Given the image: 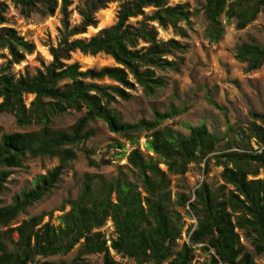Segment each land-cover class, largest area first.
Instances as JSON below:
<instances>
[{"label": "trees", "instance_id": "trees-1", "mask_svg": "<svg viewBox=\"0 0 264 264\" xmlns=\"http://www.w3.org/2000/svg\"><path fill=\"white\" fill-rule=\"evenodd\" d=\"M9 1L24 18L33 13L52 16L58 7V0ZM169 1L87 0L77 9L80 23L70 27V0H59L62 33L57 45L49 48L51 62L33 76L15 78L9 74V66L22 62L34 45L14 29L1 26L7 5L0 0V50L5 49L9 55L8 64L0 66V113L12 115L17 127H37L30 132L0 135V195L12 170L19 168L26 157L57 160L54 168L34 179L32 189L15 195L8 205H0V226L6 228L0 232V264H89L84 257L92 254H101L103 264H116L109 250L135 264H195L193 253L197 248L210 255L208 264H254V256L264 254V179H254L264 169V113L250 112L251 121L244 130L229 127L227 134L235 137L227 135L221 144V139L209 133L204 124L187 126L185 136L159 128L185 109L153 111L151 120L130 124L120 122L109 108L116 99L128 101L135 85L144 96H153L166 84L156 71H179L183 61L179 54L186 51V46L174 38L159 40L156 26L187 38L180 24H188L195 12L189 11L186 3L171 6ZM112 2L119 3L115 24L88 39L76 38L87 28H94L95 13ZM146 9L151 13L146 14ZM202 13L207 24L205 37L216 43L223 33L221 16L233 21L240 31L264 13V0H207ZM139 17V21L129 23ZM74 52L104 54L115 66L82 71L77 64L68 63ZM234 58L244 65L246 74L253 73L264 63V46L242 43L236 47ZM104 79L115 85L98 84ZM29 95L33 99L25 106L24 97ZM209 103L215 106L211 99ZM70 110L83 111V115L67 130H54L53 118ZM94 120L104 123L132 147L127 163L139 183L128 181L123 173L111 180L85 173L78 197L66 202L69 209L60 216L57 226L43 223L44 215L39 214L9 228L20 213L54 188L77 153L85 156L89 167L99 166L91 157L93 152L81 147L92 136L86 127ZM142 131L148 133L147 151L158 156L165 170L158 167V161L144 158L135 147L136 135ZM115 147L123 148L120 143ZM209 160L222 167L220 178L231 189L218 197L202 182L194 190L192 202L183 193L172 200L169 175L184 177L190 164L201 163L206 172ZM186 205L196 223L187 231V242L178 247L181 217L171 207ZM106 220L111 221L115 234L108 246L98 231ZM241 237L253 254L241 246ZM77 245L76 256L68 262L44 260L67 255Z\"/></svg>", "mask_w": 264, "mask_h": 264}, {"label": "rangeland", "instance_id": "rangeland-1", "mask_svg": "<svg viewBox=\"0 0 264 264\" xmlns=\"http://www.w3.org/2000/svg\"><path fill=\"white\" fill-rule=\"evenodd\" d=\"M7 5L4 14L5 23L1 26L14 29L18 36L34 45L31 54L26 55L22 62L17 65L9 66V74L17 78L18 76H33L37 71L42 70L43 66L51 62L49 48L55 47L60 39L62 28L61 18L58 7L52 16L31 14L24 18L19 14L18 8L9 0H3ZM87 0H70L68 11V24L70 27L80 23L81 18L77 13L78 8L84 7ZM207 0H170L169 5L186 3L189 11L195 12L189 19V23H181L185 29L187 38L175 36L170 28L161 29L157 27V38L161 41L174 38L186 46V51L179 54L183 61L179 71H156V74L166 79L163 88L158 89L153 96L143 95L140 87L135 85L129 91L131 98L128 101L116 99L109 108L117 116L120 122L136 123L140 120H151L153 111L164 112L170 107L185 109V112L171 120L162 122L159 128H169L180 135H187V126L204 124L209 133L215 134L221 139V144L227 135L235 137L232 133L227 134V129L232 127L234 130H244L251 121L250 112L264 113V63L255 72L246 74L244 65L238 63L235 56V49L242 43H254L264 46V13H260L256 19L242 30H236L233 21L220 17L223 33L220 40L210 43L205 37L206 21L202 13V7ZM118 2L106 5L104 9L97 11L94 15L96 25L94 28H87L86 33L76 38L88 39L94 36L102 28H107L116 22ZM151 9H146L145 13L150 14ZM141 18L131 19L129 23L134 24ZM9 55L5 49L0 50V66H6ZM68 63H75L80 70L100 69L105 66H115L112 59L104 54L95 56L82 55L74 52L70 55ZM98 84L115 85L107 79ZM33 96H25L24 104L29 105ZM209 99L215 105L209 103ZM83 115V111L74 112L72 110L57 115L53 118L51 127L54 130H67L78 118ZM37 130V127L30 125L27 127H17L12 115L0 113V135L13 132H30ZM86 130L92 132V136L81 146L91 150L92 159L99 165L89 167L83 154L77 153L76 158L69 162V167L64 169L59 181L54 188L46 194L40 201L20 213L17 218L10 223L9 228H13L22 220L34 215L43 214V223L49 222L53 226L60 223V216L68 211L66 202L76 199L80 193L82 177L85 173L103 176L106 180L116 178L119 173H123L128 181L139 183L136 173L127 163V155L132 147L123 137L111 133L107 126L99 120H94L87 124ZM147 132H139L137 136L136 148L140 150L144 158L151 157L158 161V167L165 170L162 161L158 156L148 152L145 147ZM120 143L123 148L115 147ZM251 146L256 149L254 142ZM101 161H108L102 164ZM57 165V160L48 157L31 159L26 157L19 168L13 169L12 174L4 183L3 192L0 195V205H8L13 197L21 192L28 191L33 187L34 179L45 174ZM204 163L199 165L190 164L184 177L169 175L172 200L178 193L188 195L189 201H193L192 192L201 182L208 184L210 189L222 197L230 186L225 185L220 173L222 167L214 165L212 160L208 161L206 172ZM254 179H264V169ZM179 213L181 217L182 230L177 246L187 242V231L195 226V219L186 207H171ZM6 228L0 226V232ZM107 241L115 238L114 229L111 221L106 220L98 230ZM240 234V233H239ZM241 236V235H240ZM12 239L16 235L12 234ZM240 244L244 250L253 254L249 243L240 238ZM79 245L75 246L67 255L53 256L44 260L49 262H68L76 256ZM111 259L116 264H135L133 260L116 254L109 250ZM210 255L202 252L198 248L193 253V263L208 264ZM84 259L89 264H103L101 254L85 256ZM43 261V260H41ZM254 264H264V254L254 256Z\"/></svg>", "mask_w": 264, "mask_h": 264}, {"label": "built area", "instance_id": "built-area-1", "mask_svg": "<svg viewBox=\"0 0 264 264\" xmlns=\"http://www.w3.org/2000/svg\"><path fill=\"white\" fill-rule=\"evenodd\" d=\"M200 184H201V182L199 183V185H200ZM199 185H198L197 187H199ZM197 187H196V188H197ZM194 190H195V189H194ZM193 192H194V191H193ZM193 192H192V196H193Z\"/></svg>", "mask_w": 264, "mask_h": 264}]
</instances>
